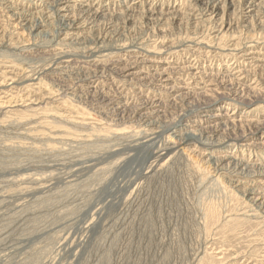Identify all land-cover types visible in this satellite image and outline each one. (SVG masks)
Returning a JSON list of instances; mask_svg holds the SVG:
<instances>
[{
    "label": "rangeland",
    "instance_id": "1",
    "mask_svg": "<svg viewBox=\"0 0 264 264\" xmlns=\"http://www.w3.org/2000/svg\"><path fill=\"white\" fill-rule=\"evenodd\" d=\"M58 1L0 0V264H264V0Z\"/></svg>",
    "mask_w": 264,
    "mask_h": 264
},
{
    "label": "bare ground",
    "instance_id": "2",
    "mask_svg": "<svg viewBox=\"0 0 264 264\" xmlns=\"http://www.w3.org/2000/svg\"><path fill=\"white\" fill-rule=\"evenodd\" d=\"M49 1H51L55 6H56V8H57V12L58 13H60V15H61V17H62V19H63V21L65 22V23H68L67 24V26L68 27H72L73 25H75V20H76V17H74L75 15H74V8H75V6L74 5H72L71 3H69V2H60V1H58V0H49ZM212 1H214L215 2V0H212ZM48 8H50V7H48ZM17 14H18V12H17ZM17 16H20V18L21 19H26V16H24L22 13H20L19 15H17ZM74 17V18H73ZM70 18H72V19H70ZM65 54L66 53H64V56H65ZM68 55H69V53H67L66 54V56H65V58L64 59H68L69 57H68ZM159 73V72H158ZM164 70H161V72L159 73V74H154L155 76H150L149 78H147V76L145 77V78H143L139 83H140V85L141 84H143V86L146 84V83H144V81H146L147 80V82H148V84H152V83H154V84H156V82H158V81H162V77L164 76ZM206 73L207 72H204V71H202V73L201 74H203L204 75V77L206 76ZM161 74V75H160ZM197 74H200V73H196L195 75H197ZM200 74V75H201ZM131 76H133V74H131ZM207 77V76H206ZM158 78H159V80H158ZM158 80V81H157ZM143 81V82H142ZM157 85V84H156ZM155 85V86H156ZM159 85V86H158ZM157 86L158 87H161V84H158ZM153 86V85H152ZM220 95V94H219ZM221 95H224V94H221ZM157 101V100H156ZM158 102H159V100H158ZM155 104V103H154ZM84 126V125H83ZM180 127V126H179ZM179 127H177V128H179ZM173 133H177V130H175V132H173ZM153 136V135H152ZM180 139H184V141H195V142H198L197 141V139H196V136H195V134L193 133V132H187L186 134H184V135H181L180 136ZM243 146H245V145H243ZM224 160H228V158L227 159H224ZM243 167V166H242ZM245 167H247V166H245ZM244 169V168H243ZM243 174V173H242ZM32 180V179H31Z\"/></svg>",
    "mask_w": 264,
    "mask_h": 264
}]
</instances>
